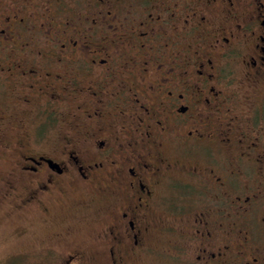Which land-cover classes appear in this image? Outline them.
<instances>
[{"label": "flooded vegetation", "instance_id": "af4514ba", "mask_svg": "<svg viewBox=\"0 0 264 264\" xmlns=\"http://www.w3.org/2000/svg\"><path fill=\"white\" fill-rule=\"evenodd\" d=\"M262 112L264 0H0L2 195L90 188L108 264H264ZM71 224L46 261L95 256Z\"/></svg>", "mask_w": 264, "mask_h": 264}, {"label": "rangeland", "instance_id": "374dc122", "mask_svg": "<svg viewBox=\"0 0 264 264\" xmlns=\"http://www.w3.org/2000/svg\"><path fill=\"white\" fill-rule=\"evenodd\" d=\"M203 6L200 5L202 8ZM210 7L211 5H205V14L210 15ZM221 22H223V17H217L216 24ZM256 121L257 124L264 126V112L256 118ZM5 134L10 140L16 137L13 128L6 129ZM255 135L252 134L250 137L253 138ZM261 136L260 141L262 142L264 136ZM10 160H12V156L0 148V264H63L66 259L46 261L44 254L52 251L54 256L60 257L62 253L74 248V245L63 239L50 243L47 240V235L59 231L71 223L72 227H76V233L79 234L75 243L87 254L95 255L94 257L80 258L75 264H108V255L104 256L98 253L101 244L96 237V231L101 230L102 221H80L82 198L90 195L92 190L89 188L88 193L84 189L80 191L73 189L74 191H70L66 196L43 198L48 213L40 211L39 204L22 206L17 197L2 195L6 184L1 178L8 173ZM16 186L17 188L12 192L22 194L24 191L21 184H16ZM73 214L78 215L76 219ZM163 238L160 239L158 247H167L165 246L167 241H161ZM162 251L164 252H146L139 259L129 256L126 264H176L165 255V251L168 250ZM147 253L148 255H146Z\"/></svg>", "mask_w": 264, "mask_h": 264}]
</instances>
